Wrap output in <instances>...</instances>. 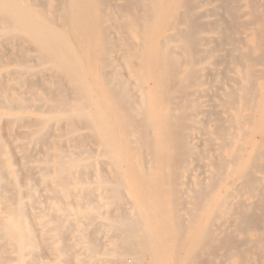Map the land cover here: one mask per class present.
I'll use <instances>...</instances> for the list:
<instances>
[{"label":"bare ground","instance_id":"1","mask_svg":"<svg viewBox=\"0 0 264 264\" xmlns=\"http://www.w3.org/2000/svg\"><path fill=\"white\" fill-rule=\"evenodd\" d=\"M116 261L264 264V0H0V264Z\"/></svg>","mask_w":264,"mask_h":264},{"label":"rangeland","instance_id":"2","mask_svg":"<svg viewBox=\"0 0 264 264\" xmlns=\"http://www.w3.org/2000/svg\"><path fill=\"white\" fill-rule=\"evenodd\" d=\"M200 11H203V9H201ZM217 13H219V14H216L215 15V17H217V18H222L223 17V12H222V10H220V9H218L217 10ZM221 14H222V17H221ZM223 19H224V17H223ZM224 48H225V51H223L222 53L223 54H225V52H227V50H229L230 48H231V46L230 45H225L224 46ZM225 67V68H224ZM230 68H232V66H228V64H227V66L225 65V63H222L220 66H219V70L222 72L221 73V75H222V77H223V85H225V84H227V83H230V74H231V72H230ZM211 76H212V74H210ZM221 75L219 74L218 75V77H221ZM211 76H209V75H207V77H208V80H209V82H210V85H212L213 84V86H217V87H219V86H221V83L220 82H218V81H215V79H213V76L211 77ZM218 79H220V78H218ZM216 90L217 91H219L217 88H216ZM213 92H216L215 91V88H213V90H210L208 93H207V96H205L204 97V99L205 100H208V103L209 104H211L212 106H214L215 105V95H214V97H213ZM215 94V93H214ZM212 98V99H211ZM214 109L216 110V112L218 111H221V108L218 106H214ZM84 131V130H83ZM82 132V131H81ZM90 145L89 144H87V147H89ZM37 148L35 149V148H33L32 147V149H30V155H31V157L32 158H34L35 159V157H38L39 155H40V153H39V151L37 150ZM15 160V162L16 161H18L17 160V158L15 157L14 158ZM91 159H93V158H91ZM102 168V167H101ZM203 170H204V167L200 164V165H198V166H196V168H195V172H196V174H200V175H203L202 173H203ZM37 173L34 171V173H33V183L35 184V188H36V195L39 197V200H40V204H39V206L41 207V206H44L45 205V203H47L46 201V198H45V195L47 194V192L43 189V187H41L40 185H38L37 183H35V180L37 179ZM39 189V190H38ZM48 205H49V203H48ZM101 237V238H100ZM97 239H98V245H99V247H101L102 249L103 248H106L105 246H107L108 245V242H107V236H106V234L104 233V232H99V233H97ZM100 239V240H99ZM65 240L67 241V242H70V240H71V236L70 235H67L66 237H65ZM75 251V249H71L70 251H69V256H68V258L70 259L71 257V253H73ZM38 253H39V255L41 254L42 256H43V258H46V259H50V257H51V255H50V253H49V251H47V250H42V249H38ZM143 254L144 255H146L145 254V252H143ZM103 264H122L121 262H119V261H116V262H114V263H108V262H103Z\"/></svg>","mask_w":264,"mask_h":264}]
</instances>
